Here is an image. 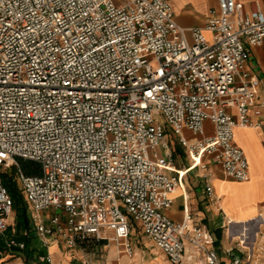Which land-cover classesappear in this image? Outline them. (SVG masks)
I'll return each mask as SVG.
<instances>
[{
  "label": "built area",
  "instance_id": "obj_1",
  "mask_svg": "<svg viewBox=\"0 0 264 264\" xmlns=\"http://www.w3.org/2000/svg\"><path fill=\"white\" fill-rule=\"evenodd\" d=\"M206 30L210 38L181 26L169 0H0V172L15 167L30 231L47 249L32 264H54V239L69 248L111 240L139 264L136 231L169 264H223L186 194L182 220L167 210L194 169L205 179L213 164L249 177L234 130L262 125L251 114L262 82L246 60L264 43V12L218 0ZM169 131L188 167L175 165ZM21 159L40 173L26 174ZM206 191L214 195L209 182ZM14 212L0 176V232ZM252 259L247 251L231 264Z\"/></svg>",
  "mask_w": 264,
  "mask_h": 264
},
{
  "label": "crops",
  "instance_id": "obj_2",
  "mask_svg": "<svg viewBox=\"0 0 264 264\" xmlns=\"http://www.w3.org/2000/svg\"><path fill=\"white\" fill-rule=\"evenodd\" d=\"M178 23L185 28L200 27L207 38L211 33L206 30L207 16L212 8L217 7L218 0H169ZM246 11L258 5L264 12V0H239ZM247 66L261 79L260 98L252 109V118L261 122V126H236L235 141L245 151L249 162V177L240 181L227 177L220 165L210 167L208 179L199 169H194L185 179V191L178 188L173 194V204L167 214L180 221L184 214L185 197L191 213L209 230L207 241L214 247L223 264H231L235 256L252 254L249 264H264V43L257 47H248ZM208 133H213L212 123L206 121ZM170 132L168 133V135ZM168 141L178 168L190 163L186 150L179 144L177 136ZM177 151L184 159H176ZM163 153V151H161ZM188 157V158H187ZM191 165H194L192 163ZM183 175L185 169L181 170ZM214 188L210 197L206 191L207 183ZM16 217L10 218V223ZM24 226L20 225L14 233L12 225L0 232V262L2 264H32L38 255L47 252L42 241L34 231L23 235ZM257 235V236H256ZM241 236V237H240ZM250 236V237H249ZM10 240L27 241L25 250L7 247ZM246 240L245 243L241 241ZM152 243V242H151ZM232 250V252H229ZM49 252L54 264H84L95 262V253L83 247L69 248L59 239H54ZM124 256L120 258L123 259ZM140 264H169L164 254L156 247L147 250L135 246L133 259ZM128 263L126 258L125 264ZM120 264V262H119Z\"/></svg>",
  "mask_w": 264,
  "mask_h": 264
},
{
  "label": "rangeland",
  "instance_id": "obj_3",
  "mask_svg": "<svg viewBox=\"0 0 264 264\" xmlns=\"http://www.w3.org/2000/svg\"><path fill=\"white\" fill-rule=\"evenodd\" d=\"M170 132V131H169ZM175 135L170 132V134L168 135V141L170 142L172 139H174ZM175 158L176 159H180V158H185L186 156H180V153L177 151V153L175 154ZM188 158V157H187ZM190 160V158H189ZM175 165L176 161H174ZM190 165V163L187 166L181 167V168H185L188 167ZM178 167V165H177ZM4 170V169H2ZM1 170V171H2ZM17 184H18V188L21 194V204L22 206H24V208L27 211L28 217H29V223L28 227L26 226V221L25 218L23 216H19L17 211L15 210L14 215L12 217H16L15 222L12 223V231L15 233L19 226L22 225L24 226V229L22 230V234L25 230L30 231V223H31V216L33 214V211L28 203V201L26 200V196L24 195V193L22 192V190L20 189V183L17 180V176L15 174L14 176ZM61 211H57L56 213H60ZM54 213V210L52 209L50 211V213H48V216H51ZM47 214V213H46ZM31 232V231H30ZM110 236V235H109ZM131 241L133 243L134 246H139V247H144L147 250H153L155 248V246L151 243V241L146 238L144 235H142V233H140L139 231H136V233L131 237ZM82 246L92 250L95 253V262L97 264H119L120 262V258L122 257L121 254H119V249H118V245L111 241V240H105V241H97L95 239H90L88 240L85 244H83Z\"/></svg>",
  "mask_w": 264,
  "mask_h": 264
},
{
  "label": "trees",
  "instance_id": "obj_4",
  "mask_svg": "<svg viewBox=\"0 0 264 264\" xmlns=\"http://www.w3.org/2000/svg\"><path fill=\"white\" fill-rule=\"evenodd\" d=\"M20 163L26 174L33 175L40 173V165L37 162L21 159ZM15 173H16L15 167L4 168V170L0 172V176L2 177L3 183L7 187L14 201V210L17 211L19 216H23L25 218L26 226L28 227L27 223H29V217L26 209L21 204L22 197L18 188V184L14 178Z\"/></svg>",
  "mask_w": 264,
  "mask_h": 264
},
{
  "label": "bare ground",
  "instance_id": "obj_5",
  "mask_svg": "<svg viewBox=\"0 0 264 264\" xmlns=\"http://www.w3.org/2000/svg\"><path fill=\"white\" fill-rule=\"evenodd\" d=\"M201 162V160L199 161ZM257 236V235H256ZM241 237V236H240ZM250 237V236H249ZM125 260H126V257H124L123 259L120 260V264H125ZM140 264V263H139Z\"/></svg>",
  "mask_w": 264,
  "mask_h": 264
}]
</instances>
